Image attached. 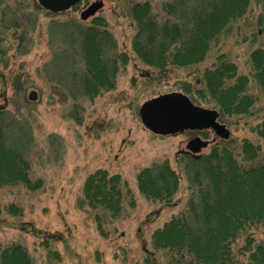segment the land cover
<instances>
[{
    "label": "rangeland",
    "instance_id": "374dc122",
    "mask_svg": "<svg viewBox=\"0 0 264 264\" xmlns=\"http://www.w3.org/2000/svg\"><path fill=\"white\" fill-rule=\"evenodd\" d=\"M94 1L81 0L53 13L38 0H0V115L9 119L10 139L25 148L32 180H40L33 190L17 183L0 186V252L19 245L32 264H168L169 253L153 247L152 235L185 210L191 195L185 166L192 155L184 154L188 141H209L200 151L204 155L214 146L237 153L248 139L261 147L259 159L264 155V137L256 130L264 119V88L254 78L250 60L255 49H264V10L251 0L202 62L158 73L132 51L136 25L129 16L130 1L101 0L103 7L94 17L105 21L116 52L125 53L127 60H117L114 88L90 98L80 90L85 66L73 27L91 23L92 17L84 20L80 13ZM166 1L172 2L149 0L152 14L163 15ZM220 56L248 77L247 93L254 102L245 114L220 116L206 91L203 70ZM31 91L35 100L28 98ZM171 92L216 110L229 138L211 130L169 135L148 130L139 115L141 105ZM163 161L180 177L166 203L145 198L137 186L143 168ZM98 169L120 176L126 196L117 217L83 201L84 181ZM246 237H253L254 245L264 244V225L249 228L233 244L239 264H250L248 254L240 252ZM50 251L58 258L50 257Z\"/></svg>",
    "mask_w": 264,
    "mask_h": 264
},
{
    "label": "trees",
    "instance_id": "16d2710c",
    "mask_svg": "<svg viewBox=\"0 0 264 264\" xmlns=\"http://www.w3.org/2000/svg\"><path fill=\"white\" fill-rule=\"evenodd\" d=\"M128 1L129 16L136 25L132 51L158 73L202 62L221 32L243 15L251 2L172 0L164 2V13L159 16L152 14L149 0ZM256 1L264 10V0ZM92 18L89 25L74 23L73 27L85 66L80 90L90 98L114 88L117 60H127L125 53L116 52V41L105 21ZM218 60L203 70L208 95L219 106L220 116L247 113L254 102L247 93L248 77L238 75L236 65L224 56ZM250 60L254 78L264 88V49H255ZM7 120L0 115V186L17 183L36 189L40 180H32L25 148L10 139ZM256 130L264 137V119ZM260 151L259 145L244 139L237 153L227 146H214L198 159L189 158L185 167L191 195L186 208L152 235L153 247L169 253L168 264H239L233 244L249 228L264 225V155L259 159ZM179 178L168 161H163L143 168L137 175V186L145 198L166 203L176 193ZM125 196L120 176L109 175L104 169L84 181L83 201L112 217L121 213ZM245 240L240 252L248 254L250 264H264V244L254 245L253 237ZM49 255L59 256L54 251ZM0 264L32 261L21 246L10 245L0 252Z\"/></svg>",
    "mask_w": 264,
    "mask_h": 264
},
{
    "label": "water",
    "instance_id": "95a60500",
    "mask_svg": "<svg viewBox=\"0 0 264 264\" xmlns=\"http://www.w3.org/2000/svg\"><path fill=\"white\" fill-rule=\"evenodd\" d=\"M80 0H38L39 4L46 10L59 13L70 9ZM103 7L101 0H95L86 6L80 13L82 19L95 15ZM30 100L36 99L35 91L28 95ZM139 115L145 127L151 132L159 135H169L184 130L211 129L221 139H228L229 130L223 123L218 121V112L195 105L187 96L179 92H171L156 96L145 101L140 109ZM209 141L195 137L187 143V150L196 154L208 145Z\"/></svg>",
    "mask_w": 264,
    "mask_h": 264
},
{
    "label": "flooded vegetation",
    "instance_id": "af4514ba",
    "mask_svg": "<svg viewBox=\"0 0 264 264\" xmlns=\"http://www.w3.org/2000/svg\"><path fill=\"white\" fill-rule=\"evenodd\" d=\"M195 132H200V133H202L203 131L195 130ZM184 154H186V155H191V153H189V152H187V151H184Z\"/></svg>",
    "mask_w": 264,
    "mask_h": 264
}]
</instances>
